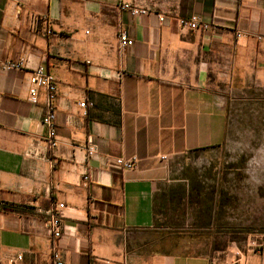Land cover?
I'll list each match as a JSON object with an SVG mask.
<instances>
[{
    "label": "crops",
    "instance_id": "crops-1",
    "mask_svg": "<svg viewBox=\"0 0 264 264\" xmlns=\"http://www.w3.org/2000/svg\"><path fill=\"white\" fill-rule=\"evenodd\" d=\"M191 16L215 29H181ZM38 67L57 82L53 150L44 92L29 97ZM251 90L264 92V0H0V264H264V251L172 254L154 229L177 160L221 145L225 95Z\"/></svg>",
    "mask_w": 264,
    "mask_h": 264
},
{
    "label": "rangeland",
    "instance_id": "rangeland-1",
    "mask_svg": "<svg viewBox=\"0 0 264 264\" xmlns=\"http://www.w3.org/2000/svg\"><path fill=\"white\" fill-rule=\"evenodd\" d=\"M225 97L224 142L178 159L171 183L156 194L154 229L172 254L264 251V92ZM167 194L183 197L179 211L172 212ZM191 201L212 207L209 225L191 227L199 217ZM184 210L187 222L179 225Z\"/></svg>",
    "mask_w": 264,
    "mask_h": 264
},
{
    "label": "built area",
    "instance_id": "built-area-1",
    "mask_svg": "<svg viewBox=\"0 0 264 264\" xmlns=\"http://www.w3.org/2000/svg\"><path fill=\"white\" fill-rule=\"evenodd\" d=\"M119 9L121 11H127L131 13V15L133 16L148 15L153 13L151 9L138 8L130 4H122L119 6ZM160 20L162 21L163 19L160 18ZM178 25L181 29L188 31H210L215 29L214 25L203 22L198 16H191L187 19L181 18L178 20ZM51 33H52L51 31L48 32V34ZM132 44L133 43L128 38L126 32L123 31L119 34V46L122 49L131 47ZM25 67H26L25 61L21 60L15 63L3 64L1 68L2 70H7V71H11V70L22 71ZM41 91L44 92L45 105H46V114L43 117L41 124L46 131L45 141L48 147L51 150H53L57 146V136L55 132V109L54 106L52 105V102L56 98L57 82L53 76L45 73L42 67H38L37 69H34L31 72L29 79V97L32 104L36 105L39 103V95ZM89 105L91 106V104ZM87 106L88 104L85 102L80 103L81 108H86ZM86 151L88 158H93L97 154V149L92 143L88 145ZM113 165L115 168L121 170H130L134 167L133 161L124 160V159H115ZM84 180L88 181L89 177L85 175ZM64 209H65V205L60 203L57 209L49 212V217L47 220V230L54 240H58L61 237L63 231L61 211ZM16 260L21 261L22 256H17ZM53 264H63V263L61 262V260L57 258Z\"/></svg>",
    "mask_w": 264,
    "mask_h": 264
},
{
    "label": "trees",
    "instance_id": "trees-1",
    "mask_svg": "<svg viewBox=\"0 0 264 264\" xmlns=\"http://www.w3.org/2000/svg\"><path fill=\"white\" fill-rule=\"evenodd\" d=\"M168 196H171V199H168V201L171 202L170 207H171L172 212L176 211V210L179 211L181 209V207L183 206V203H184L183 197L175 196V195H168ZM188 208L191 210H195L197 212V214L199 215V217L195 216L190 222H188V223H190L191 227H195V226L204 227V226H207L210 224V218H212V214H211V208L212 207H210V206L207 207V206L203 205V202L199 203V202L195 201V203H193V201H191L190 203L188 202ZM180 216H181L182 220L179 223V225H183L187 222V219L185 220V218H186L185 210L183 211L182 214H180ZM178 255H184V256H188V257L207 256L204 253H201L200 251H198V252H187V253H182V254H178Z\"/></svg>",
    "mask_w": 264,
    "mask_h": 264
}]
</instances>
